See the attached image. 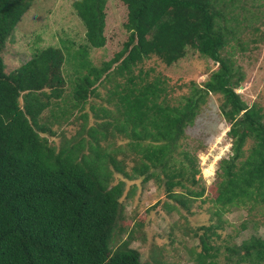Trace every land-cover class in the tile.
<instances>
[{"label": "trees", "instance_id": "obj_1", "mask_svg": "<svg viewBox=\"0 0 264 264\" xmlns=\"http://www.w3.org/2000/svg\"><path fill=\"white\" fill-rule=\"evenodd\" d=\"M109 1L72 0L86 43L75 50L63 46L66 54V47L74 51L70 64L78 73L68 107L62 67L69 57L60 47L37 49L19 67L4 71L5 43L33 0H0V264H154L129 246L132 234L115 241L127 230L118 227L125 179H152L184 208L205 193L198 158L186 146L184 131L209 93L219 95L230 139V154L218 159L209 186L211 200L221 208L264 203V106L241 98L236 89L244 74L223 53L231 38L239 43L237 30L228 24L237 19L232 14L237 0H117L126 9L127 39L97 66L86 55L89 48L105 45ZM189 50L216 67L201 86L194 84L175 101L164 79H145L141 69L134 73L152 56L169 66ZM111 75L117 79L107 101H113L122 119L96 121L82 130L87 139L79 133L59 147L50 144L44 133L54 132L47 122L83 106ZM99 110L112 116L106 107ZM108 124L124 135L122 145L113 146L115 133ZM114 173L122 177L115 180ZM166 208L175 205L167 202ZM208 240L200 236L202 251L194 258L198 264H219L208 252ZM226 250L224 264H264V236H250Z\"/></svg>", "mask_w": 264, "mask_h": 264}, {"label": "rangeland", "instance_id": "obj_2", "mask_svg": "<svg viewBox=\"0 0 264 264\" xmlns=\"http://www.w3.org/2000/svg\"><path fill=\"white\" fill-rule=\"evenodd\" d=\"M237 2L240 5L232 9V14L237 19L228 24L237 30L236 40L239 43L231 38L223 53L233 58L244 74V80L236 89L241 98L248 105L257 102L264 106V0ZM71 3L72 0H33L8 37L2 54L4 71L9 73L27 61L35 50L47 46L60 47L65 58L69 57V62L65 60L62 67L66 81L63 92L67 100L66 106L68 102L72 103L71 92L75 84L73 78L78 74L70 64L74 62L72 50L83 48L86 43L84 26ZM107 8L105 45L101 48H89L86 55L97 66L119 51L127 39L123 25L126 21L124 5L120 1L111 0ZM68 41L73 44H68ZM64 45L71 46L72 50L66 47L67 54ZM215 67L216 63L210 58L189 50L184 57L169 66L152 56L138 64L134 73L141 69L146 74L145 79L156 76L164 79L166 93L175 101L187 94L194 84L201 86ZM116 79L114 75L109 76V80L105 78L95 88L97 95H90L82 107L71 109L72 113L57 121L49 120L47 123H50L54 134L44 135L50 144L59 147L64 140L76 137L79 133L87 139L89 136L84 131L95 125L96 121L114 123L115 119L121 120L122 116L115 111L113 101H107ZM218 104L219 95L209 93L195 119L185 127L184 141L187 142L186 146L190 145L195 150L199 175L205 188V193L191 205L184 208L169 200L163 188L157 187L152 179H125L120 197L122 209L118 227H127V230L117 234L115 241L118 244L132 234L129 246L140 252L141 260L154 264H198L194 257L202 251L200 236L206 234L211 245L208 252L215 254V260L219 264H224L229 254L227 246L239 245L242 240L253 235L264 236V203L221 208L211 200L213 194L209 191V186L215 178L217 161L230 154V139L226 136L228 123L222 117ZM100 107L108 108L112 116H104ZM82 114H86V118ZM96 114L100 118H96ZM46 115L48 110L44 111L43 120ZM107 128L115 133L110 140L113 146L122 145L124 135L117 134L112 124H108ZM250 143L247 141L245 147ZM114 176L115 180L122 177L116 173ZM192 188L198 189V185ZM167 202L174 204L175 208L167 211ZM210 225V230L205 229ZM200 226L205 228H199Z\"/></svg>", "mask_w": 264, "mask_h": 264}]
</instances>
